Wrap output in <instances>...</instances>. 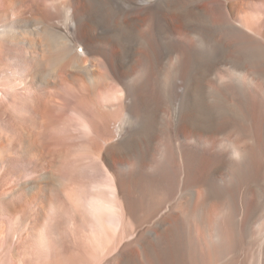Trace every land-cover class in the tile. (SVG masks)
Masks as SVG:
<instances>
[{"label":"bare ground","instance_id":"6f19581e","mask_svg":"<svg viewBox=\"0 0 264 264\" xmlns=\"http://www.w3.org/2000/svg\"><path fill=\"white\" fill-rule=\"evenodd\" d=\"M22 1L0 0V35L5 37L0 38L3 44L17 36L24 39L31 54L27 79L33 92L49 95L65 84L77 90L83 85L84 94L78 90L63 99V109L82 119L85 113L77 111L89 100L93 111L90 120L82 119L80 137L113 140L108 155H132L135 138L152 150L154 135L162 136V171L172 172L175 181L170 196L155 200L145 223L135 229L146 260L142 264H220L224 258L235 264L233 253L254 233L261 237L257 264H264V10L262 19L251 16L246 30L241 8L249 6L241 0H167L164 5L157 0H67L52 6L62 26L39 19L41 32L35 33L43 41L32 43L26 34L33 23L20 9ZM251 1L257 12L259 4L264 7V0ZM17 5L16 18H10ZM98 17L120 25L119 31L95 32ZM80 44L81 55L76 51ZM171 53H176L177 63L168 75ZM226 64L254 76L257 84L250 87L229 75L225 82L218 80ZM115 85L116 95H111ZM37 94L32 107L39 111L45 103ZM102 124L109 126L104 137L97 127ZM146 127L154 133L142 135ZM139 167L134 176L142 187ZM122 181L128 187L133 179ZM119 184L123 215L140 218L146 209L131 202ZM164 210H169L162 218L167 227L154 224L157 239L152 231H141L149 222L146 218ZM182 218L191 220L193 234H179ZM117 258L122 264L138 263L134 252L119 251Z\"/></svg>","mask_w":264,"mask_h":264},{"label":"rangeland","instance_id":"374dc122","mask_svg":"<svg viewBox=\"0 0 264 264\" xmlns=\"http://www.w3.org/2000/svg\"><path fill=\"white\" fill-rule=\"evenodd\" d=\"M50 1H22L20 9L33 23L28 29L26 40L28 38L32 43L43 41V37L35 33L41 32L39 19L49 25L62 26L52 6L67 0ZM159 1L161 5L167 3V0ZM223 1L227 4L229 0ZM241 1L248 2L249 6L241 8V21L245 20L246 23H242L248 30L251 16L262 19L264 7L259 4L260 11L257 12L253 1ZM229 9L225 8V11L232 17ZM17 10L18 5L9 12V17L16 18ZM95 19V32L107 34L120 29V25L104 21L102 17ZM238 23L242 26L240 21ZM179 35L176 37L180 38ZM21 40L17 36L13 37V42L3 44L0 38V264H122L120 258L113 259L119 251L134 252L137 264H142L146 260L139 250L135 229L145 223L144 215L155 200L170 196L169 188L175 181L172 172L162 171L165 160L159 150L162 136L158 133L154 135L152 150L143 148L137 138L133 139V156L108 155L107 149L114 143L113 140L82 139L80 134L85 129L82 119L87 116L90 120L88 115L93 111L92 106L89 107L91 103L89 100L84 101L77 112L85 115L78 119L73 116L72 110L65 113L63 99L66 101L78 90L83 95V85L77 90L65 84L59 89H51L49 95L33 92L34 86L27 79L31 78V54L22 44L24 39ZM76 51L81 55L83 46L77 45ZM175 54L171 53L169 60L165 58L168 60L167 72L177 63V59H173ZM220 71L217 76L222 82L229 75L250 87L257 84L254 76L236 70L229 64L221 66ZM115 87L110 91L111 95H116ZM34 93L44 100L45 107L42 110L36 111L32 107ZM13 101L17 102L16 111ZM94 119L101 122L97 116ZM97 127L99 135L104 133L102 137L108 134L107 124ZM143 128L139 127L138 131H143ZM133 131L137 129L133 127ZM148 131L146 127L141 134L154 133L153 130ZM138 166L144 181L142 187L135 177ZM127 178L133 179L128 187L122 181ZM145 178L150 180V184ZM219 182L220 178L217 180ZM119 183L124 184L123 188L127 189L125 192L131 202L141 210L146 209L140 213V218L132 219L123 215L118 197V186L121 188ZM168 199L159 203L156 211L164 207ZM164 211L160 216L154 213L155 216L152 214L150 219L146 218L149 222L144 224L147 227L141 231H152L157 239L159 233L154 224L160 222L162 229L167 227L162 218L169 210ZM193 231L195 226L191 220L182 218L179 234H193ZM259 241L260 234L246 236L236 254L233 253L235 264H257ZM229 259L224 258L220 264H229Z\"/></svg>","mask_w":264,"mask_h":264}]
</instances>
